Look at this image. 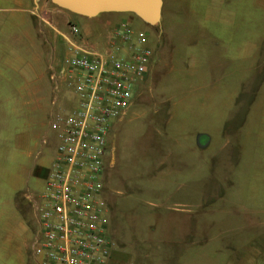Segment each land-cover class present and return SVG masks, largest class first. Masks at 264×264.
Here are the masks:
<instances>
[{"label": "rangeland", "instance_id": "1", "mask_svg": "<svg viewBox=\"0 0 264 264\" xmlns=\"http://www.w3.org/2000/svg\"><path fill=\"white\" fill-rule=\"evenodd\" d=\"M38 1L47 2L50 11L57 12L60 31L68 19L78 23L84 18L51 0ZM166 1L168 9L156 26L133 14L92 18L101 21L91 31L97 40L121 19L129 18L135 31L146 34V46L153 51L133 105L114 124L109 139L105 198L117 247L118 240L123 241L113 253V264H264V213L259 211H264V132L251 129L244 155L240 158L236 153L242 140L240 125L264 80V43L255 66L251 52L264 35V5L260 0ZM106 20L114 24L105 27ZM52 36L63 49V39L56 32ZM199 63L208 68L207 79L214 84L213 103L201 111H211L213 119L204 117L203 126L190 123L184 112L186 100L195 97L190 93L198 82L195 77L188 80L189 68ZM216 63L220 68L214 69ZM46 98L43 104L53 106L55 94ZM60 103L61 99L56 113L66 109ZM169 103L175 112L170 122ZM44 116L42 112L28 114L36 124L25 129L24 119L0 113V205L16 189L20 206L35 223L28 196L43 190V179L32 169L34 159L28 164L21 150L16 153L14 137L26 131L38 133ZM195 130L210 132L212 147L202 149L199 135V148L179 149L178 144H195ZM55 139L52 151L58 145ZM256 162L261 164L259 172L253 166ZM234 172L240 173L235 180ZM170 175L174 185L171 191L164 190L163 179ZM194 192L196 197L180 198Z\"/></svg>", "mask_w": 264, "mask_h": 264}, {"label": "built area", "instance_id": "2", "mask_svg": "<svg viewBox=\"0 0 264 264\" xmlns=\"http://www.w3.org/2000/svg\"><path fill=\"white\" fill-rule=\"evenodd\" d=\"M55 31L66 45L51 68L53 106L71 107L52 116L57 154L41 194L28 196L37 221L32 243L36 264H112L117 244L105 198L110 134L134 101L148 74L153 51L147 36L125 23L108 29V50L97 48L82 27L67 21Z\"/></svg>", "mask_w": 264, "mask_h": 264}, {"label": "crops", "instance_id": "3", "mask_svg": "<svg viewBox=\"0 0 264 264\" xmlns=\"http://www.w3.org/2000/svg\"><path fill=\"white\" fill-rule=\"evenodd\" d=\"M260 3L264 5V0H260ZM167 9L168 2L163 0L161 21ZM56 16L57 12L50 11L47 2H36V0H0V113L10 116L11 118L14 117L15 119H24L23 127L25 129L31 128L33 122L36 124L34 119L28 118V114L42 112L45 115V123L41 125L38 133L26 131L23 135L14 137V148L16 153H18V150H21L20 155L25 156L24 159L28 160V164L30 160L34 159V166L32 169L36 172L37 177L43 179V190L38 194H41L45 189L46 178L57 154V148L52 151V143L55 138L57 139V133H53L50 129L51 120L48 119L56 114L55 111L57 106L43 104L45 98L54 93V84L49 76L50 70L58 64L66 53V45L63 49H59L56 44L55 36H52V32H56L55 29L58 30L55 19ZM67 21L70 20L68 19ZM77 22L79 25H82L81 27L85 36L89 38L97 48L102 51L108 50L109 43L107 33L104 35L101 34L98 40L95 39L93 33H91L92 29L98 25L97 23L101 22L100 19H89L84 17L78 19ZM130 22H132V20L124 18L117 24L125 23L131 26ZM105 23V27L114 24H111V20H106ZM63 30H65V25ZM263 43L264 35L260 36L252 47V63H254V66L258 58L260 59L261 57L260 49ZM217 68H220V65L216 63L214 69ZM207 69L201 63L195 64L189 68L190 71L187 75L188 80L195 77L198 82L196 85H193L195 90L190 93V95H195V97L186 100L188 106L185 107L186 110L184 112L190 116V123L195 121V123H199L200 126L204 125L202 121L204 117L210 118L211 121L213 119L210 113L211 111L201 112L203 111V106L204 108H208L206 104L210 102L213 103L214 99V84L209 82V78L207 79V77H210V73ZM242 81L243 80L239 81V85ZM260 87L261 91L256 96L257 98L254 101L252 109L244 116L239 128L242 140L238 143L236 153L240 158L244 155L245 149L248 148L245 142L248 138L247 135L251 133V129L258 130L261 133L264 132V93H261L264 90V80ZM201 90L202 92L200 94ZM239 91L240 89L234 90V97H236ZM191 99H193V101H191ZM59 107L61 109L63 107L69 108L71 105L68 103L67 99L61 98ZM257 107H259V109L254 110ZM173 108L174 106L172 107L169 103V122L173 119L175 114ZM192 108L200 112L192 111ZM46 119L49 120L47 123ZM209 133L210 132H207V130H195V144L189 146L178 144L179 149L193 151L195 148H199L197 144V137L199 135H204L202 139L203 144L209 139L208 144L202 147V149L211 148L213 145V138L209 136ZM205 135H208L209 138L207 136L205 138ZM238 163L241 164V162ZM165 165V162H163L161 166L164 167ZM253 166L258 172L260 171V163L257 164L256 162ZM241 167L242 165L239 166V168ZM107 169L108 166L106 170ZM239 175L240 173L235 174L234 172V180ZM257 175L258 174H256V176ZM170 177L171 175L168 180L166 178L163 179L164 190L168 189L171 191L174 185V179ZM13 190L14 192H10V196L4 201V205H0V264H36L32 257V243L38 228L37 221L35 219V223L33 219L27 215V211L22 209L16 197V189ZM196 196L197 192L184 193L180 198ZM259 211L264 213L261 209ZM122 245L123 241L118 240L117 248L121 249ZM255 252L258 253L256 250ZM248 256L252 257L250 254ZM254 256L257 255L254 254ZM168 257H173V254H170V256L168 254ZM113 262L114 260L112 264Z\"/></svg>", "mask_w": 264, "mask_h": 264}, {"label": "water", "instance_id": "4", "mask_svg": "<svg viewBox=\"0 0 264 264\" xmlns=\"http://www.w3.org/2000/svg\"><path fill=\"white\" fill-rule=\"evenodd\" d=\"M57 7L85 18H95L105 13H129L149 26L161 22L163 0H51ZM38 2V0H36ZM203 136H199L200 147Z\"/></svg>", "mask_w": 264, "mask_h": 264}, {"label": "trees", "instance_id": "5", "mask_svg": "<svg viewBox=\"0 0 264 264\" xmlns=\"http://www.w3.org/2000/svg\"><path fill=\"white\" fill-rule=\"evenodd\" d=\"M105 183H106V179H105ZM105 188H106V185H105ZM109 217H110V215H109Z\"/></svg>", "mask_w": 264, "mask_h": 264}]
</instances>
